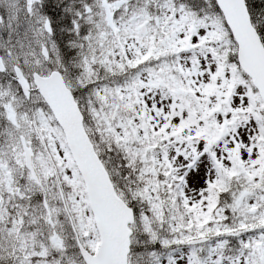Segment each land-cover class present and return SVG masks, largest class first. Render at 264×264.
<instances>
[{
	"label": "snow or ice",
	"instance_id": "snow-or-ice-1",
	"mask_svg": "<svg viewBox=\"0 0 264 264\" xmlns=\"http://www.w3.org/2000/svg\"><path fill=\"white\" fill-rule=\"evenodd\" d=\"M0 264H264V0H0Z\"/></svg>",
	"mask_w": 264,
	"mask_h": 264
}]
</instances>
